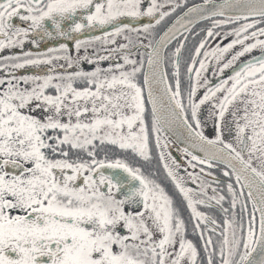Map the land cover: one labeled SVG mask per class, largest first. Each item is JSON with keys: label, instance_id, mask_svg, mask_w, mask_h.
<instances>
[{"label": "snow or ice", "instance_id": "snow-or-ice-1", "mask_svg": "<svg viewBox=\"0 0 264 264\" xmlns=\"http://www.w3.org/2000/svg\"><path fill=\"white\" fill-rule=\"evenodd\" d=\"M0 264H264V0H0Z\"/></svg>", "mask_w": 264, "mask_h": 264}, {"label": "flooded vegetation", "instance_id": "flooded-vegetation-1", "mask_svg": "<svg viewBox=\"0 0 264 264\" xmlns=\"http://www.w3.org/2000/svg\"><path fill=\"white\" fill-rule=\"evenodd\" d=\"M192 2H199V0H192ZM169 139H171V137H169Z\"/></svg>", "mask_w": 264, "mask_h": 264}]
</instances>
